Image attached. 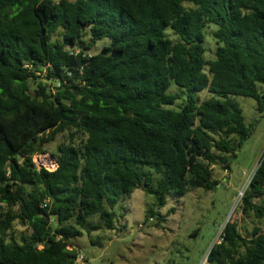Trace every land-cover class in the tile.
I'll use <instances>...</instances> for the list:
<instances>
[{
    "label": "trees",
    "instance_id": "trees-1",
    "mask_svg": "<svg viewBox=\"0 0 264 264\" xmlns=\"http://www.w3.org/2000/svg\"><path fill=\"white\" fill-rule=\"evenodd\" d=\"M263 88L264 0H0V264H75L74 240L117 230L139 189L163 228L168 197L230 171L255 130L235 97L262 114ZM59 135L56 169L38 167ZM242 204L264 220V152ZM221 239L210 264H264L261 227Z\"/></svg>",
    "mask_w": 264,
    "mask_h": 264
},
{
    "label": "rangeland",
    "instance_id": "rangeland-1",
    "mask_svg": "<svg viewBox=\"0 0 264 264\" xmlns=\"http://www.w3.org/2000/svg\"><path fill=\"white\" fill-rule=\"evenodd\" d=\"M216 30L215 25L205 30L207 60L215 57L217 41L212 32ZM167 33L176 39L171 31ZM104 44L106 42L98 43L95 51L100 52ZM176 90L173 85L170 91ZM210 97L207 92L200 94L201 100ZM235 100L246 123H255V130L232 160L230 171H225L221 165L213 167L214 178L221 182L217 188L209 192L196 188L183 196L168 197L167 205L160 210L162 216L167 215L163 228L155 226V219L146 223L147 210L155 205L153 196L145 195L140 189L131 196H122L114 210L117 230L101 229L91 235L84 233L74 240L89 264H199L230 220L239 224L244 235L255 226L264 232V220L248 216L242 209L243 195L264 152V113L257 111V102L251 98L238 96ZM65 141L66 136L59 135L55 142L45 147L46 154L35 155L37 166L54 171L57 148ZM172 208L176 210L174 214L169 213ZM140 225L143 227L139 228ZM15 228L18 238L22 228L18 224Z\"/></svg>",
    "mask_w": 264,
    "mask_h": 264
},
{
    "label": "built area",
    "instance_id": "built-area-1",
    "mask_svg": "<svg viewBox=\"0 0 264 264\" xmlns=\"http://www.w3.org/2000/svg\"><path fill=\"white\" fill-rule=\"evenodd\" d=\"M150 222H153V219L151 218L150 219ZM143 226H141L140 225V227L139 228H142ZM225 228V227H224ZM224 228H222V230H221V232L219 233V235H218V237L216 238V240H215V242L214 243H212V245L208 248V250L206 251V253L204 254V256H203V258H202V260H201V262L199 263V264H210L209 263V260H208V256H209V254H210V251L212 250V248H213V246L215 245V244H218V243H220L221 242V237H222V235H223V230H224ZM75 264H89V261L87 260V257H86V255L83 253V252H78V254H77V258H76V260H75Z\"/></svg>",
    "mask_w": 264,
    "mask_h": 264
}]
</instances>
